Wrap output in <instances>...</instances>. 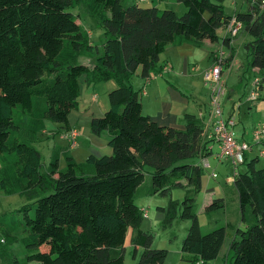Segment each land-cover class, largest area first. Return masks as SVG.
<instances>
[{
    "label": "trees",
    "instance_id": "obj_1",
    "mask_svg": "<svg viewBox=\"0 0 264 264\" xmlns=\"http://www.w3.org/2000/svg\"><path fill=\"white\" fill-rule=\"evenodd\" d=\"M138 1L0 0V186L32 198L20 209L28 231L25 245L33 249L23 264H124L128 231L135 264H165L168 251L151 247L153 234L140 228L144 215L134 201L146 166L152 193L185 190L178 217L190 224L181 240L182 259L203 264L221 251L226 226L202 232L193 210L203 173L194 159L213 154L204 121L209 115L185 113L180 128L158 124L142 111L132 77L169 71L162 70L159 59L168 45L201 47L236 20L250 36L248 65L263 74L259 98L264 91V0H249V9L233 16L224 12V0H176L184 6L181 14ZM76 5L102 27L100 49L76 21ZM85 55L93 58L92 66L78 62ZM82 76L86 83H116L108 93V109L89 121L93 133H109L112 152L88 154L80 162L67 154L61 169L55 151L42 168L34 143L45 120L69 128L67 116L77 106ZM258 159L246 158L245 169L233 174L243 224L229 236L225 264H264V165L257 166ZM223 206V197H213L204 212ZM173 213L176 208L167 210L164 219Z\"/></svg>",
    "mask_w": 264,
    "mask_h": 264
},
{
    "label": "rangeland",
    "instance_id": "obj_2",
    "mask_svg": "<svg viewBox=\"0 0 264 264\" xmlns=\"http://www.w3.org/2000/svg\"><path fill=\"white\" fill-rule=\"evenodd\" d=\"M132 1L133 0H123V2L126 4ZM243 1L245 2V0ZM176 2L177 1L175 0L138 1L139 5L141 6L155 5L160 9L166 7L172 8L175 11ZM225 3L226 1H223L224 6ZM72 11L77 17L76 21L80 22L89 30L93 44L98 45L100 49L101 43L105 38L102 27L85 13L82 5H76L72 8ZM176 12L181 14L183 11L178 10ZM248 40H250V36ZM195 48L198 53L205 54V51H202L203 46ZM87 56L85 55L78 57V62H84L88 64L93 63V58L90 59ZM246 58L245 49L244 47H241L239 51L233 55V60L230 62V64L225 68L223 67L222 69L221 81L224 83L225 90L231 93L229 98L223 97V115L226 116L233 105L234 108L232 116L237 123L239 121L242 122L247 127V129H252L254 127L261 128L264 126V98H262L264 91L261 90V96L255 100H249L248 95L250 89L252 88V78L255 75L260 76L263 74L259 71H253L252 68L245 62ZM189 61L194 65H197L198 69L200 68V70L206 69L208 67L207 57L203 60L190 57ZM134 78L135 75L132 77V80ZM203 81L204 80H201L200 82L199 80V83H201V86H203V90H209V84ZM250 101H252V103H250ZM248 104H252L250 109L247 108ZM183 116L181 118L182 126ZM204 121L208 122V117H206ZM54 124H57L56 131L48 132L47 135L40 134V139L34 143V145L41 152L42 168L47 167L52 159V149H49L51 145L48 144V141L51 140V142H56L57 144L63 143V141L58 138V136L63 132L62 127H60V124L58 123ZM261 137H264V130L261 133ZM215 147L216 146L213 145L214 151L216 150ZM70 148L73 147H69V145H67V152L58 154L59 168L61 169L64 168L66 164L65 156L67 154L71 155L74 153V151ZM256 149L257 146L254 145L252 147V151H246V154L254 156L256 154ZM76 151H78L79 155L81 154L80 157L82 158V160H80L79 157L77 161H83L84 154L82 150L77 149ZM258 158L259 159L256 165L263 166L264 157ZM207 159L210 162L211 167H205L203 165L202 158L194 159L203 166V173L201 175L202 190L196 197L193 210L197 215L202 232H207L218 226H226V238L221 248V252L215 259L203 263L225 264L229 236L231 233H233V228L235 226H242L243 223L241 221V212L238 199L232 184L234 174L232 164L227 160L220 162V164L217 163L213 157V154L209 155ZM5 163L7 162L5 161ZM149 169V167H145L144 178L137 187L134 197L135 203L139 205V207L147 209L148 212V217L144 218L142 226L144 229L149 230L153 234L151 247L167 249L168 253L164 261L165 264H189L186 262V260H182L180 258L181 240L186 234V230L190 224V220L181 219L178 217V205L180 200L185 195V190L183 188H173L169 194L152 193L151 178L150 173L148 172ZM244 169L245 164L243 163L238 164L236 167L237 171H243ZM212 170L216 171V177L211 176ZM226 179H228V181H226ZM212 189L215 192L214 197H223L224 206L206 214L204 212V205L210 200L209 191ZM31 201L32 198H30L26 193L15 190L8 192L0 186V239H3V242H0V249L5 250V255L0 257V264H11L13 260L23 264L25 262V256L33 252V249L25 245L24 239L27 237L28 231L23 224L24 221L22 217V211L20 210L24 204H28ZM32 208H30V213L32 212ZM173 208H176V214L173 213L169 220H165L164 218H166V211ZM130 236V231H128L124 241V264H135L136 262V258L132 257L133 246L130 243Z\"/></svg>",
    "mask_w": 264,
    "mask_h": 264
},
{
    "label": "crops",
    "instance_id": "obj_3",
    "mask_svg": "<svg viewBox=\"0 0 264 264\" xmlns=\"http://www.w3.org/2000/svg\"><path fill=\"white\" fill-rule=\"evenodd\" d=\"M225 1L226 3L224 6V12L232 16L238 11L245 12L250 7L249 0H245V2L243 0H224V2ZM175 6L176 11L184 10L182 3L178 1L176 2ZM217 33L218 39L216 41L211 42L209 40H204L202 51H205V54L198 53L196 48L190 43L168 45L160 54L159 59L160 63L162 64L161 68L163 65H167L170 67L169 71H161L159 73L157 72L149 78H143L142 76L138 75L139 73L135 74V78L132 80V85L134 89L139 90L142 111L149 114L151 118L158 124L180 128L182 127L181 118L186 112H190L195 115L198 114V116L202 112V115L204 114L205 116H208L206 111L208 109V101L210 96L209 90H203V86H201V83H199V80L200 82L203 80V71L205 69H198L197 65H194L189 61L190 57L199 60H203L207 57L209 67L214 62L215 52L222 49L226 59L231 56L228 64H224V68L230 64V62L233 60V55L239 51L241 47H244L245 56L247 57L245 44L249 41V35L245 32L243 27H241L235 35H228L226 28L218 29ZM225 38L227 39V43L224 42ZM245 62L248 64V57L245 59ZM85 64L92 66V63ZM252 70L258 71L256 68H252ZM115 87L116 83L113 79L86 83L83 81V76L80 78V95L78 97L77 106L71 109L67 116L69 128H76L78 130L77 143L74 146L67 144L68 142L62 134L69 128H62L63 132L58 136V138L63 141V143H61L62 145L57 144L56 142H51V140L48 141V144L52 146L49 148L52 149V155L55 151H57L58 154L67 152V145H69V147H73L70 148L74 151L71 156L76 161L81 156V154L79 155L78 151H76L77 149L82 150L84 159L88 154H92L94 156L111 154L112 149L108 145L109 133L106 130H102L99 134L93 133L90 130L89 121L92 117L101 116L108 109V93ZM230 95L231 93L225 90L224 98H229ZM250 103H252V101H250ZM251 105L248 104L247 108L250 109ZM233 108L234 107L232 105L226 116L233 115ZM239 122L237 123L235 121V125L233 127L235 137L238 140H247L252 143L251 133L253 128L247 129V127L242 122ZM56 130L57 124H54L49 120H45L44 127L40 134L47 135L48 132H53ZM262 143L264 144V137H262ZM253 146L254 144L252 147ZM215 148L217 150V146ZM250 157L253 156L246 154V158ZM80 160H82L81 157ZM217 163L220 164L218 161ZM209 193L211 200L214 197L215 192L212 189L209 191ZM147 217L148 212L144 218ZM142 222L140 224V228L146 230L142 226ZM180 258L182 259V254L180 255ZM196 264L200 263L196 262Z\"/></svg>",
    "mask_w": 264,
    "mask_h": 264
},
{
    "label": "built area",
    "instance_id": "obj_4",
    "mask_svg": "<svg viewBox=\"0 0 264 264\" xmlns=\"http://www.w3.org/2000/svg\"><path fill=\"white\" fill-rule=\"evenodd\" d=\"M242 27L240 21L232 20L227 26L228 35H235ZM225 54L222 49L217 50L214 55V62L207 69L203 71V80L209 84L210 96L208 101V115L209 120L207 123L208 132L207 137L212 139L209 149L213 152V156L218 162L224 160L229 161L233 166V173H236L238 164L243 163L246 159V151L252 150V144L258 145L256 156L264 157V144L262 143L261 133L264 126L261 128L254 127L251 133V142L247 140H238L235 137L234 125L235 119L232 115H223V97L225 96L224 83L221 81V72L225 64ZM169 66H163L162 70H169ZM260 76L255 75L252 78V88L249 91V100L258 98ZM202 113V112H201ZM202 115V114H200ZM78 130L76 128H69L63 132V137L67 140L70 146L77 143ZM213 145L217 146V150L213 151ZM205 167H210L208 159H202ZM211 176L215 177L216 173L211 172ZM228 180V179H227ZM143 215L146 216L147 209L142 208Z\"/></svg>",
    "mask_w": 264,
    "mask_h": 264
}]
</instances>
